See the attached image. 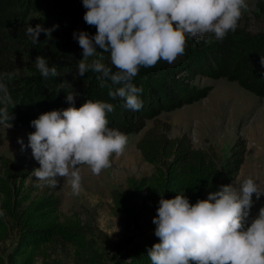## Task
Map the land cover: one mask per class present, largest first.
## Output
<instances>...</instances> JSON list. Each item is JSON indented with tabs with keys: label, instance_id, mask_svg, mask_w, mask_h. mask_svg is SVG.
Here are the masks:
<instances>
[{
	"label": "trees",
	"instance_id": "1",
	"mask_svg": "<svg viewBox=\"0 0 264 264\" xmlns=\"http://www.w3.org/2000/svg\"><path fill=\"white\" fill-rule=\"evenodd\" d=\"M258 6L263 9L264 2L259 1ZM86 11L82 0H0V73L16 72L9 83L16 106L9 111L19 126H28L34 132L32 120L45 112L72 106L66 97L75 92L77 108L87 99L112 103L115 110L107 116L109 127L125 134L136 133L145 128L148 119L154 120L136 143L154 171L139 180L128 179L134 196L143 193L158 208L160 194L172 199L184 192L195 204L210 192L218 191L221 185L229 184L244 162L246 140L238 137L233 142L220 171L213 149L193 147L186 134L169 136L171 124L158 116L209 94L213 86L197 88L192 83L198 75L236 81L242 88L264 98V66L260 64V57L264 55V29L248 31L244 12L237 30L229 32L223 42L212 35L201 41L192 40L187 42L185 53L172 64L161 60L154 67H141L134 83L143 88V107L133 112L124 106V100L108 96L109 88L100 87L95 72L89 71L83 77L77 75L76 66L83 55L73 33H96V28L83 19ZM29 24L33 27L42 24L45 28L58 25V28L52 32V38L41 33L40 43L33 45L26 35ZM40 55L48 59L50 67H57L59 77L45 79L40 75L35 67V59ZM108 55L98 50L89 62L101 59L108 64ZM27 65L31 70L22 72ZM22 163L13 165L9 158L2 159L5 178H0V209L5 215L0 217V244L11 238L12 243L6 250V258L0 252V264H34L38 256L45 254L47 245L61 239L75 244L78 252L86 253L87 263L151 264L148 250L160 242L155 232L145 235L123 254L115 255L112 263L97 257L78 224L59 221L56 195L30 200L29 196H21L19 187L14 189L17 183L23 186L31 172Z\"/></svg>",
	"mask_w": 264,
	"mask_h": 264
},
{
	"label": "clouds",
	"instance_id": "2",
	"mask_svg": "<svg viewBox=\"0 0 264 264\" xmlns=\"http://www.w3.org/2000/svg\"><path fill=\"white\" fill-rule=\"evenodd\" d=\"M87 11L84 21L95 27V35L74 32L83 59L77 63V75L93 71L100 87H108V96L124 100L133 112L143 107L142 87L134 83L141 67L151 68L161 60L172 64L185 53L189 39L202 40L212 35L223 42L235 32L248 10L246 0H82ZM58 28L29 24L26 35L38 45L44 33L52 38ZM98 50L108 53L109 63L95 57ZM264 66V55L260 57ZM35 67L40 75L59 77L56 66L37 56ZM16 72L0 73V125L13 127L9 111L16 106L9 83ZM75 92L66 100L72 106L52 110L31 121L29 147L40 164L31 175L37 187L57 188L63 178L73 195L82 191L81 166L100 175L110 168L113 154L120 156L128 136L109 127L107 118L114 105L103 100L87 99L75 107ZM23 146V140L18 141ZM211 183V182H210ZM255 196V199H254ZM264 196V188L248 177L242 182L221 185L207 199L190 203L184 192L172 199L160 194L153 224L160 240L148 250L151 264H264V206L249 220L254 204ZM5 213L0 209V217Z\"/></svg>",
	"mask_w": 264,
	"mask_h": 264
},
{
	"label": "rangeland",
	"instance_id": "3",
	"mask_svg": "<svg viewBox=\"0 0 264 264\" xmlns=\"http://www.w3.org/2000/svg\"><path fill=\"white\" fill-rule=\"evenodd\" d=\"M259 1L264 2L246 0L248 10L245 12V27L250 32L264 29V8H259ZM192 40L199 41L189 39L188 42ZM179 59L180 56L176 60ZM30 70L27 65L22 72ZM192 83L197 88H213L205 98L159 114V119L171 124L169 136L186 134L193 147L213 149L220 171L233 142L238 137L243 138L246 140L244 162L229 184H233L237 178L242 182L252 177L264 188V98L242 88L238 82L225 78L198 75ZM153 122V119H148L144 129L126 134L128 144L124 153L120 156L113 154L112 166L104 169L100 175L92 174L86 165L81 166L82 191L75 196L63 178L57 188L47 185L37 187L36 178L31 173L40 164L28 146V136L33 131L28 126H19L14 118L11 121L13 127L0 125V178H5L3 158H9L13 165L23 162L22 165L29 167L31 172L23 186L17 183L14 189L19 187L21 196H29L30 200L56 195L59 200V221L78 224L96 256L112 263L115 255L123 254L145 235L155 232L156 225L152 221L157 214V207L146 200L143 193L134 196L127 182L129 178L139 180L150 176L154 171V166L144 160L136 147L139 138ZM20 139L23 140V146L18 142ZM262 206L264 196L252 207L251 218L258 214ZM11 240L0 244V252L5 258ZM44 251L45 254L38 256L34 264H92L87 263L86 253L78 252L75 244L62 239L50 243Z\"/></svg>",
	"mask_w": 264,
	"mask_h": 264
}]
</instances>
